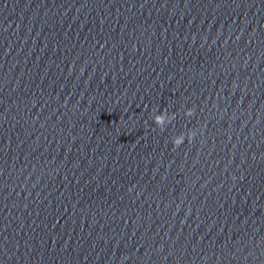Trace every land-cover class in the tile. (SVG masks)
<instances>
[{
	"label": "clouds",
	"instance_id": "obj_1",
	"mask_svg": "<svg viewBox=\"0 0 264 264\" xmlns=\"http://www.w3.org/2000/svg\"><path fill=\"white\" fill-rule=\"evenodd\" d=\"M194 114L193 109H188L187 112L185 113L186 116L191 117ZM172 119L168 121V124L172 122L174 119V114H171ZM165 122V112L162 111L160 112L155 118H154V123L156 126H162ZM164 129L161 128V131ZM196 135L195 131H189L188 133V139L191 140L194 136ZM185 141V135L183 133L173 137L172 143L174 147H179L183 142Z\"/></svg>",
	"mask_w": 264,
	"mask_h": 264
}]
</instances>
